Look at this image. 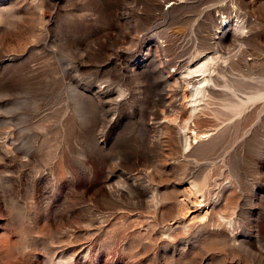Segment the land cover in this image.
<instances>
[{
	"label": "rangeland",
	"instance_id": "obj_1",
	"mask_svg": "<svg viewBox=\"0 0 264 264\" xmlns=\"http://www.w3.org/2000/svg\"><path fill=\"white\" fill-rule=\"evenodd\" d=\"M0 264H264V0H0Z\"/></svg>",
	"mask_w": 264,
	"mask_h": 264
},
{
	"label": "bare ground",
	"instance_id": "obj_2",
	"mask_svg": "<svg viewBox=\"0 0 264 264\" xmlns=\"http://www.w3.org/2000/svg\"><path fill=\"white\" fill-rule=\"evenodd\" d=\"M243 29V24L241 23V22H237L236 21V24H235V26H234V31H239V30H242ZM216 57H219V56H217V55H211V56H208V57H206V59L203 61V62H195V63H193V66L191 67V68H188L187 69V71H186V73H187V75H191V74H195V73H199V75L201 76L200 78H199V80H197L196 81V84L197 85H199V86H197V85H195V87L193 86V89H192V93H191V95H192V97L193 96H197V97H199L200 95V93H202V91H203V85L204 84H207L208 82H209V78L208 77H205L206 76V74H205V72H209L210 71V68H211V64L213 63L214 64V60H216L215 58ZM202 59V58H201ZM196 74V75H197ZM204 74H205V76H204ZM198 75V76H199ZM192 76V75H191ZM197 76V77H198ZM192 88V87H191ZM202 95V94H201ZM193 100V99H192ZM194 101V100H193ZM197 102V101H196ZM195 101H194V103H193V108H195L194 107V104L196 103ZM198 103V102H197ZM196 105V104H195ZM197 107V106H196ZM196 111V110H195Z\"/></svg>",
	"mask_w": 264,
	"mask_h": 264
}]
</instances>
